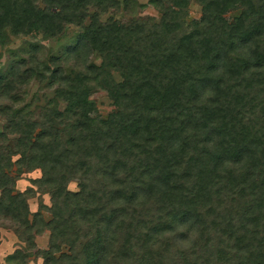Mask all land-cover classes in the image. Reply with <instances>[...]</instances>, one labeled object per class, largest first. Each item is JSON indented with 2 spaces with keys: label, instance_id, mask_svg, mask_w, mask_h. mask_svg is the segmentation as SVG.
<instances>
[{
  "label": "trees",
  "instance_id": "trees-1",
  "mask_svg": "<svg viewBox=\"0 0 264 264\" xmlns=\"http://www.w3.org/2000/svg\"><path fill=\"white\" fill-rule=\"evenodd\" d=\"M194 1L201 18L188 25V0H150L160 21L127 23L100 22L115 0H0V42L6 29L57 40L90 18L62 65L19 63L0 80V114L11 112L1 137L17 134L19 168L56 190L46 264H264V0ZM80 47L101 64H81ZM34 76L55 86L57 127L23 103ZM93 88L115 107L106 120ZM71 173L78 193L65 190ZM13 185L0 182V214L23 237L42 222L15 204Z\"/></svg>",
  "mask_w": 264,
  "mask_h": 264
},
{
  "label": "rangeland",
  "instance_id": "rangeland-1",
  "mask_svg": "<svg viewBox=\"0 0 264 264\" xmlns=\"http://www.w3.org/2000/svg\"><path fill=\"white\" fill-rule=\"evenodd\" d=\"M115 1L119 6L118 9L109 8L106 12L99 13L100 22L104 23L112 19L121 23H127L133 18H149L153 19L154 22L160 21L161 14L149 4L150 0ZM37 4L43 7L42 0H38ZM96 11V6L92 5L88 7L87 14L91 16ZM239 13L240 10H231L225 14V17L231 22ZM185 17V22L188 25L192 21L201 18V7L194 0H188ZM89 23L90 18L88 17L81 26L66 25L63 36L57 40H44L41 33L34 32L28 35L14 36L10 33L9 29H6L4 32L5 40H1L0 42V80L8 78L11 70L17 64H24L22 66H25L33 60L38 61L40 64H47L52 70L54 68L53 63L60 64L61 59L70 56V52L75 48L77 40L84 33V27L88 26ZM80 51L82 55L79 62L81 64H84L83 62L96 66L101 64V59L96 52L85 54L86 48L84 47H80ZM72 64L74 63L68 62L66 64L67 67L64 66L65 73L68 74L71 71ZM41 68L42 65H39V69ZM112 77L116 82L121 81L117 72H113ZM40 78L43 77L40 76ZM48 82L49 79L47 77L44 80H39L35 76L32 77L28 84V90L25 91L23 103L33 102L31 111L34 113L35 119H47L50 125L57 127L58 122L60 123L64 118L60 120L55 118L54 114H52L50 119L48 117L52 113L50 110L54 106L49 101L54 97L53 88L55 87H48ZM90 101L94 104L97 116L102 120H106L115 111V107L106 91L102 89L93 88L90 94ZM2 106L0 105V107ZM56 109L63 115L66 113L69 117L71 116V112L68 111V105L65 103L59 102ZM4 113L0 114V155H5L8 161L4 165L0 164V182L2 183L5 179L13 181L14 185L11 187L10 195L14 197L15 204L26 207L27 216L32 225L35 224V216L42 223L36 230L34 229L28 232L27 235L21 237L18 234L22 233L21 225L12 223L10 218L0 214V264H46L48 260L46 253L50 244V230L45 228V224H48L52 219L49 210L52 207V195L56 193V190L41 186L37 183V180L41 178L40 170L28 171L19 168L20 151L17 144L19 136L13 134L7 138L4 136L3 138L1 137L7 130L6 118L11 112L7 111L5 115ZM73 119L75 118L70 117L65 120V125L61 122L62 124L61 126L59 125V129L66 126L65 133H70L72 127H69V125L73 124ZM81 188L82 181L80 176L71 173L68 176L65 190L78 193L81 191ZM0 197L2 199V191H0ZM67 250V247H61V250L56 252L55 256L58 257L60 253H67Z\"/></svg>",
  "mask_w": 264,
  "mask_h": 264
}]
</instances>
